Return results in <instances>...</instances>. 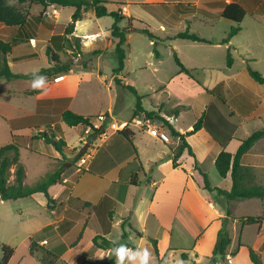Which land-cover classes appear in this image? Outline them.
Listing matches in <instances>:
<instances>
[{"label": "rangeland", "instance_id": "rangeland-1", "mask_svg": "<svg viewBox=\"0 0 264 264\" xmlns=\"http://www.w3.org/2000/svg\"><path fill=\"white\" fill-rule=\"evenodd\" d=\"M10 2L13 5H17L15 0H10ZM107 7L110 11H117L119 8H122V5L121 3L117 4L109 1ZM41 8L42 6L40 5L33 6L32 12L37 13ZM54 9L59 12V16H57L59 22L65 24L71 22L75 12V9L72 7H51L48 9L49 15L46 17L47 21H55ZM133 11L136 12V15L142 14V18L140 17L139 20L150 27V31L155 35V39L152 41L146 34L134 31L129 38V43L124 45L126 52L124 71L120 72L117 76L114 73V70L118 66L115 47L110 46L109 40L112 39L110 29L114 24L112 17L96 18L92 12H89L88 17L80 21L75 33L78 37L85 39L84 36L86 35H95V39L90 44L91 47L83 50L81 56H77L76 51L72 55H67L65 51L57 50L63 62H78L74 66L75 73H69L67 75L69 79L62 83L59 89L66 87L67 91L74 92L75 88L79 87L75 91V94L77 93L76 106L86 108L97 117L100 116L99 114H106L114 108L117 110L114 114L115 119L111 117L103 133L99 135L95 133L93 128H88L89 133L85 139L84 133L86 132V128L70 127L57 118L55 114H53V119L46 117L42 120L44 123L43 132H47L50 135L53 133L62 135L66 140L70 150L67 155L69 159L74 156L77 157L85 145L89 144L92 137L96 135V138L82 157L83 159L89 156V159L81 167L83 168L81 172L85 171L86 174L90 175V172H86L88 170L85 169L88 167V164L93 163V170H96L98 174H101V176L108 180L117 181L115 182L117 184H110L109 186L100 188L102 191H105L95 194L90 201L91 204L95 205L88 204L87 202L79 204L81 193L78 191L75 193V190L70 191L69 189L62 196V199L65 200L68 196L72 195L70 203L68 202L69 200H65L64 206H70L72 213L76 215L75 218H82L83 214L88 217L91 214V219H88V225L79 246L65 255V259L72 262V264H80L82 260L85 261V258H93L95 260H102L103 262L111 260L112 256H107V251L94 246L93 238L97 235L107 238L118 244V246L125 245L132 240L135 242L137 252L128 257L125 256L123 264H140V255H137V253L139 252L142 255L144 248H147L152 253L149 264H180V262L186 264L183 260V255L188 254L179 251H189L193 248V240L188 235L185 233L182 235L174 234L172 244L180 250L167 252L166 248L169 245L167 235L164 231L154 226L152 219L143 220L134 217L128 220V224L123 229L119 223L123 217L128 218L130 216L133 209H130L129 206L135 204L137 197L142 193L140 188L129 186L133 175L132 170H135L134 172H137L139 177L142 178V170L147 167L144 163L145 159L152 156L155 157L156 153L160 150L165 149L170 152L177 143L179 145L181 143L180 139L178 141L177 138H174L171 145H166V143L151 136L146 130L137 128L131 124L129 128L137 135L133 143L123 136V146L112 155L106 152V148L103 149L108 138L125 129L126 127L123 128V125L125 123H132L134 118L137 97L127 88V85H132L137 90L139 96L145 97L143 103H145L146 108L152 109L155 103L163 102L166 112H170L169 114L172 115H174L176 110L181 111L183 109V107H179L180 104H184L180 96L182 94L190 96L192 109L188 113L183 111L184 115L177 123V126L181 129H186L189 125L193 126L202 117L203 104L206 100L210 99L206 94H202V87H223L225 82L228 84V87H235V83L238 82L241 84L240 87L248 88L251 92H256L259 97L264 98V85L256 82L248 72L241 71L245 66L244 62L246 60L244 61L237 53H233L235 64L232 69L225 68L228 65V55H226L223 60L219 61V64H222L221 69L214 72L199 69L193 72L192 75L201 85L189 78L182 80L181 77H176L172 87H177V90H167L166 87L169 82L180 72L175 61V54L182 63L183 61L187 62L189 57H199V61L204 64L207 53L203 50L197 51L195 55L190 53L184 46L191 45V42L176 37L179 32L188 30V23H180L173 28L168 26L169 28L165 32L161 30V23L139 6H135ZM192 23V32H198L200 35L210 34L209 32L213 30L202 19H194ZM226 23L221 22L215 31L222 33L224 28H227L225 27L228 25ZM126 25L127 20L125 19L122 22V26ZM256 25L258 26L254 28V31H251L253 26L255 27ZM137 26L141 25L138 24ZM233 38L242 42H246L249 39L262 44L261 48L258 49L257 43L254 42V52L257 53L259 51L261 55L257 59H252L250 66L253 70L260 72L264 76V17H257L256 15L248 16L245 20L244 32ZM198 47L206 46L198 45ZM214 50L217 51L216 49ZM157 53H159V57ZM47 59L49 60L43 52V56L39 60L15 65L13 68L17 72L38 73L41 69L49 67ZM77 71H81V76ZM116 78L121 80V84L117 83ZM32 84L33 80H18L8 83L0 79V148L17 140L19 136L32 135L39 132L38 129L40 128L33 127L38 119H31L29 116L34 114L35 111L37 114V101L45 99L49 95H47L48 93H44L43 84L36 88H33ZM36 89L41 91L37 94L27 91ZM258 105L259 103L255 102V114L250 120H245L243 128L238 133V138H247L253 132L264 128V103ZM50 121L55 122V130H52L48 126ZM154 123L158 126L167 127L164 122L158 123L154 121ZM194 143L198 147V142L194 141ZM33 147V151L26 148L21 150V162L25 164L28 170L26 179L28 185L35 184L47 173L55 171V168H63L65 166L62 161L57 164L56 157L58 153L52 146L50 151L44 150L43 144L41 146L38 142H35ZM36 151H40V155L33 153ZM136 153L142 158V162L136 160ZM67 162L71 163L69 160ZM78 162L70 168V174H73V176L71 183L68 184L69 188H71L72 182L76 183L79 180V176L76 173ZM201 163L205 170L210 168L211 161L209 159L207 161L206 159H202ZM93 172L95 173L96 180L99 182L101 179L96 176L97 173L95 171ZM84 182L86 181L84 180ZM59 188L61 186L53 188L52 193L56 194ZM46 203L47 200L44 194H37L17 200L0 201V259L3 255L1 245L5 243L15 249L11 264H41L38 255L32 256L30 254V246L27 243L24 244V238L32 231L44 226L45 223L55 221V217L47 209ZM82 230L83 228L78 233H72L68 236L67 242H75L79 234L82 233ZM124 230L128 233L129 241L128 238L125 240L121 239ZM134 231H140L144 235L142 242L133 233ZM43 237L50 238V246H60L62 241H65L51 229L44 230L43 232L40 231L36 236V238ZM152 240H157L160 243L159 255L161 257L159 256V258ZM118 262L119 257L117 255L116 264ZM220 264L228 263L220 260Z\"/></svg>", "mask_w": 264, "mask_h": 264}, {"label": "crops", "instance_id": "crops-1", "mask_svg": "<svg viewBox=\"0 0 264 264\" xmlns=\"http://www.w3.org/2000/svg\"><path fill=\"white\" fill-rule=\"evenodd\" d=\"M109 1L117 4L119 3L125 4L122 5V8H119V10H121V14L125 18L132 17L136 20V22L134 23V29H140L145 26L150 29V27L146 23L139 20L140 17L142 18V14L136 15L135 14L136 12L133 11V8H135V6H139L141 9L148 12L155 19H157L161 23V30L165 32L167 31V28H169L168 26L173 28L177 24L185 22L188 23V30L191 33H196L200 35V33L198 32H192L191 26L193 25L192 21L194 19H202V21L205 24H207L209 27H211L213 30L209 32L210 34H204V35L201 34L200 36L208 40H211L212 43L211 44L200 43V42H193L186 40L188 42H191V45H186V46L183 45V46L186 47V49L190 53H193L195 55V53L200 50H203L207 53L205 57L206 62L204 64H202L199 61L200 60L199 57L197 58L189 57V60L187 62L183 61L184 63L183 65L192 74L194 71L199 69H205L211 72L221 69L222 64L221 63L219 64V61L223 60V58L226 55H228L229 51L232 55V58H233V53H237L239 56H241L244 59V61L246 60V62H244L245 66L242 68L241 71L248 72V67H251L250 61H252V59H257V57L261 55L259 51L255 53L253 49L254 42L257 43L256 46H258L259 47L258 49H260L262 46L260 42L258 43L257 41H252L249 39L246 42H242L239 40H235L233 38L230 40L229 43H224V40L228 37L233 27L240 26L241 32L238 35L242 34L245 30V20L248 16L256 15L257 17H264V0H109ZM232 3H237L241 5L247 12V16L245 17V19L241 24H237L232 20L225 19L220 15L221 10L227 5ZM141 4L158 5L157 7L165 11L166 16L160 19L156 17L154 14H152L150 11H148V9L144 8ZM179 4H192L195 6L202 5L205 7V12L207 14L201 12L192 13V14L182 13L178 11L177 7L175 6ZM23 6H24L23 9L29 11L32 16H38L44 11L42 7L41 10L37 11V13H33L32 12L33 6H38V5H23ZM47 15H49V12H47ZM57 16H59V12L55 15L56 19L54 22L47 21L46 19L45 22H41V24L38 26V31H37L40 36L30 39L31 46L30 48H28V52L30 51L35 52L37 54V57L16 61L14 60L13 54L7 55L8 63L11 67V70L15 74H22V75L36 74V73L17 72L14 71L13 67L15 65H21V64L37 61L43 56V52L47 56L46 51L50 43V40L53 35L57 34L56 29H53L51 25L59 24V23L65 24L59 22ZM87 17L88 14H86V18ZM140 21L143 24L139 23ZM221 22H227L226 24L228 25L225 26L227 28H224L222 33H219L218 31L215 30ZM79 23L80 21L77 23V25ZM138 24L141 26H137ZM77 25H76V30H77ZM258 25H256L255 27L253 26L251 31H254V28H256ZM21 32L22 29L20 27L7 26L3 23H0V40L6 43H11V44L15 43L14 41L18 36H20ZM133 32L134 31L128 34L126 44L129 43V38ZM75 33H74V37H78ZM84 37L85 39L78 37L80 38L82 44L81 52L76 47H74L67 50V55H72L75 50L78 53L77 56H81L83 50L91 47L90 44L93 42V39H95V35L93 34L86 35ZM109 40H110V46L115 47L116 42L113 39H109ZM198 45H204L206 47H198ZM206 48H214L217 51H215L214 49H206ZM47 64L50 67V62L48 59H47ZM72 64H73V69L69 72L70 74H73L76 71L74 70V66H76V64L74 63ZM234 64L235 63L233 61L231 67L227 65L225 68L226 69L229 68L230 70L233 68ZM77 72L81 76V71H77ZM67 75L68 74L62 75L55 79H47L46 83L43 84L44 86L43 91L46 94L48 93L47 95L49 96H47V98L42 100L39 99L37 101V107H36V110L38 108L37 114L35 111L34 114H31L29 116L31 119H38V121L36 120L37 122L33 126L36 128H40L38 129V131H43L44 123L42 120H44V118L51 117L53 119L54 109L56 105L55 106L52 105L51 102H55L58 99L70 100L68 105H66L65 107L63 106L61 107L62 111L65 108L85 117L96 116L95 114L89 112L86 108H79L78 106H76L75 100L77 98L76 95L77 93L75 94V91L78 90L79 87L78 88L76 87L75 88L76 90H74V92L67 91L66 87H62L61 89H59L60 88L59 86H62V83L66 82L69 79ZM176 77H181L182 80L189 78L185 73L180 74L179 72V74H177V76L172 78V80L169 82L168 86L166 87L167 90L169 89L173 91L177 90V87H172V85L175 83ZM18 80H34V79H16L12 81H6V80L5 81L8 83H12ZM240 86L241 84L236 82L235 87H228V84L225 82L223 87H220L223 96L227 100V104L237 114V116L241 118V123L239 127L234 132L232 139L227 145L225 146L220 145L206 129H202L199 132H197L195 135L186 137L187 142L192 147L193 152L196 155V160L199 168L201 169L202 172L208 175L211 185L213 187H218L227 191L231 190L233 186L231 175H228L226 178H222L219 175L215 167L216 159L222 151H227L232 154H235L237 152L241 144V141L246 139V138L237 137L239 131L243 128V124L245 120L248 119L250 120L254 116L255 114L254 111L256 110L254 109L255 102H258L259 105H262L264 103V98L259 97L256 92H251L248 88L240 87ZM202 88H203V90H201L202 94L203 95L206 94L207 96L210 97V99L206 100V102L203 104L204 107V110L202 112L203 115L205 109L214 101L215 98L214 96L208 94L205 91V87ZM215 88L216 87L206 88V89L212 90ZM27 91H29L30 93H33V91H37L35 93L37 94L41 90L36 89L33 91L31 90H27ZM52 93H58V94H52ZM141 97H143L142 106L144 108V111L146 113L148 112L157 113L158 118H156L153 121L158 123L160 122L163 123V121L161 120L162 117L168 120L173 125V127L179 133L182 134H185L193 129V126L191 125H189L186 129H181L177 126V123L183 117L184 112L188 113L192 109V105L190 104V100H191L190 96L186 94L184 95L182 94L180 96V99H182L184 104L179 105V107H183V109L179 111L178 116L169 114L170 112H166L165 110L166 107L163 102L155 103L152 109L148 107L146 108L145 103H143L145 97L144 96ZM116 112L117 110L116 108H114L113 110H109L108 113L112 118L115 119L114 114ZM145 112H143L141 115H146ZM134 116H135V112H134ZM49 123L50 124H48V126L55 129V124H54L55 122L50 121ZM160 127H164L166 130H168V128L165 126H160ZM88 133L89 130L87 129L86 132L84 133V139L88 136L87 135ZM133 133H134V137H133L134 140L137 137V135L134 131ZM60 137L61 135H58L57 139H59ZM122 138L124 137L119 132H117L114 135H111L108 138V140L105 142L103 149L106 148L105 149L106 152L112 155L114 152H116L118 149H120L123 146L124 141ZM174 138L177 137H174L171 134V143L169 145L172 144L173 142L172 139ZM199 138L200 140H198ZM177 139L179 141V138ZM194 141L198 142V147L196 146ZM37 142L40 143L41 146L43 144L44 150L50 151V147L47 148L43 141L39 140ZM178 146L179 143H177V145L174 146V148L171 149L170 152L166 151L165 149L160 150L159 152L156 153L155 157L152 156L151 158L145 159L144 163L147 165V167L142 170V174H143L142 178L139 177L137 172H134L135 170H132L133 175H138V178L134 180L135 184H132V178H131L129 186L132 188L133 187L140 188L142 193L137 197L135 204H131V206H129L130 209H133L131 211L130 216H128V218L123 217L122 220L119 222L121 224L122 229L124 228V226L126 227V225L128 224V220H131L134 217L143 220L152 219L154 222L153 223L154 226L157 229L164 231V233L167 235V239L169 242V245L166 248L167 252L169 251L174 252L180 250L178 247L172 244L173 235L174 234L182 235L183 233H185L191 238V240H193V248H191L189 251H184V250L179 251L188 254L186 260L183 259L186 264H220V261H214V259L212 258L211 250L213 249L214 245L217 242V238L220 230L224 226L223 219L226 218V210L229 208L231 210L232 215L228 220L226 229L228 230L232 241H231V245L228 248L226 258L221 261L226 262L228 264H254L250 257V249H252L259 257L261 264H264V219L260 224H244L242 221V219H246L248 217L264 218V199L248 198V199H240V200H232V201H226L222 198L215 199L212 193L204 190V178L201 172L197 171L194 168V160L192 157L189 156L188 152H184L182 157L179 159L178 163L180 164V166L178 168H174L172 157L176 153ZM211 149H213L214 151L213 150L211 151ZM39 152L40 151H36L33 153L40 155ZM67 155L68 152L66 153L65 157L59 153L57 154L56 157L57 164L60 161H65L64 172L62 174L61 182L55 186H52L49 190L53 199H55L56 201L55 209L50 211L53 217H55V221L45 223L44 226H42L41 228H38L32 231L31 233H29L26 236V238H24L25 241L23 240L25 242L24 244L27 243L30 246L29 239L31 237L37 239L41 246L48 248L49 250L53 251L54 253L60 256L61 259L60 264H72V262H69L68 260L65 259L66 257L65 255L68 252L76 249V247H78L80 242L82 241L83 237L81 240L77 239L75 242H71V243L67 242L66 239L72 233H78V231H80L81 228L83 227H85L83 230L85 231L88 225V219L89 220L91 219L90 218L91 214H89L88 217L85 214H83L82 218H78V219L75 218L76 215L75 213H72L70 206L69 205L64 206L66 201L69 200L68 202L70 203V201L72 200V195L70 197L68 196L65 199L66 201L62 199V196L65 195V193L69 189L70 191L75 190L74 191L75 193L77 191L81 193V201H79L80 202L79 204H81V202H87L88 204H91L90 202L91 198L94 197L95 194L102 191V189L100 188H103L104 186H109L110 184L113 185L117 184L115 183L117 182L116 180H108L103 176H101V174H98L96 170H93L94 165L93 163H91L88 164V167H86L85 169L88 170L86 172H90V175L88 173L87 175L85 171L81 172L82 171L81 169L83 168H79L76 166L77 168L76 173L79 176L78 178L79 180L76 183L72 182V186L71 188H69L68 184L71 183V179L73 176V174H70V168L73 165L71 163H68L67 160L72 162L75 161L76 157L74 156L71 159H69V156ZM202 159H206V161L209 159L211 161L209 169L205 170L202 167L203 166L201 163ZM136 160H140L141 162L143 161L138 153H136ZM242 166L245 168L244 182H243L245 186H249V185L264 186V139L260 140L248 153H246L243 156ZM58 168H55L54 170ZM93 171H95L97 173L96 176H98V178L101 179L99 182L96 180L95 173ZM26 174L28 175L27 167H26ZM27 175H26V179H27ZM26 179H25V184L28 185ZM84 180L86 182H84ZM56 186H61V188H59V191L56 194H53L52 189L56 188ZM93 203H97V202H93ZM91 205H95V204H91ZM46 207H47V203H46ZM50 229L53 230V232L57 233V236H60L62 240L63 239L65 240L62 241V244L60 246L57 245L50 246L51 245V241L49 240L50 238L47 237L36 238V236L40 231L43 232L44 230H50ZM133 233H135L136 237L139 238L140 242L143 241L144 235L140 237L139 236V233H141L140 231H134ZM130 243L132 246L128 248L129 253L127 257L137 252V247L135 242L132 240ZM157 245H158V250L160 252V243L158 242ZM109 255L111 256L110 251H107V256ZM32 256H36V255H32ZM159 256L160 255H158V258ZM229 256L232 257L231 263L228 262ZM11 260L9 264H11ZM96 261H102V260L85 258V261L82 260V262L80 261L79 262L80 264H92V262H96Z\"/></svg>", "mask_w": 264, "mask_h": 264}, {"label": "trees", "instance_id": "trees-1", "mask_svg": "<svg viewBox=\"0 0 264 264\" xmlns=\"http://www.w3.org/2000/svg\"><path fill=\"white\" fill-rule=\"evenodd\" d=\"M17 5H13L10 0H0V23L7 26L20 27L22 32L20 36L16 38L15 43H6L0 40V79L6 81H12L16 79H38L41 75L45 76L47 79H55L59 76L69 74L73 69V64L71 62H63L60 53L57 50L65 51L76 47L81 52V40L78 37H74L76 30V25L79 21L86 18V14L92 12L96 18L102 17H112L114 19V24L110 29L111 37L116 42L115 46V56L118 61V66L114 70L117 76L120 72L124 71L126 52L124 50V45L127 42L128 34L132 31H140L147 36H149L152 41L155 39V35L150 31L148 27H142L140 29H134V23L136 20L132 17L125 18L121 14V10L110 11L107 7L109 0H15ZM23 5H41L44 11L38 16H32L29 11L23 9ZM123 5V4H121ZM144 8L148 9L156 17L162 19L166 16L165 11L157 7L158 5L152 4H141ZM178 11L185 14L192 13H206L205 7L195 6L192 4H179L175 5ZM51 7H72L75 12L72 16L71 22L68 24H53L51 27L56 29L57 34L53 35L50 43L48 45L46 54L49 58L50 67L41 69L36 74L22 75L15 74L8 63L7 55L13 54L14 60H24L29 58L37 57L35 52H28V48L31 46V38L39 37L38 26L41 22H45L46 17H48L47 12ZM184 8V9H183ZM207 14V13H206ZM220 15L228 20H232L237 24H241L245 17L247 16L246 10L237 3H232L224 7ZM127 20V25L122 26L123 20ZM143 24L141 21L139 22ZM35 30V31H34ZM241 32V27H233L224 40V43H229L230 40ZM177 38L189 40L193 42L209 43L212 41L201 37L196 33H191L189 30L179 33ZM75 52V50H74ZM78 54V53H77ZM96 54V53H95ZM159 57V53H157ZM175 61L180 69V74L185 73L189 78L197 82L199 85L201 83L192 75V73L183 65L178 56L175 54ZM233 58L229 51L228 53V66H232ZM248 72L250 76L259 84L264 85V76L248 67ZM118 84H121V80L116 78ZM221 86L215 89H206L205 91L214 96V101L206 108L202 117L193 125V129L185 134L179 133L173 125L166 119L161 117V120L167 125L168 130L174 136L180 139L181 143L177 152L172 157L174 168H178L180 164L179 159L182 157L184 152H188L189 156L194 160V168L200 171L204 178V190L212 193L215 199L222 198L226 201L248 199V198H261L264 199V186L260 185H249L245 186L244 182V167L242 166V158L248 153L260 140L264 139V128L253 132L248 138L241 141V144L235 154L227 151H222L215 162L216 170L222 178H226L231 175L233 186L231 190H223L218 187H213L206 173L202 172L199 168L196 160V155L193 152L192 147L187 142L186 137L195 135L202 129H206L214 139L222 146L227 145L234 132L237 130L241 123V118L230 108L227 104V100L221 92ZM127 88L137 97V105L135 109V117L141 115L144 111L142 106L143 97L139 96L137 90L132 85H127ZM37 91H33L35 94ZM69 99H58L55 102H51L52 105H56L54 109V114L57 118L61 119L63 123L70 127H82L86 130L91 127L94 129L96 134H101L104 132L107 122L110 121L111 116L106 113L107 121L97 129L94 127V121L97 116L85 117L79 115L69 109L62 111L61 107H65L69 103ZM50 103V102H49ZM41 105V103H40ZM146 113V112H145ZM179 111H175L174 115L178 116ZM147 117L158 118L157 113L148 112ZM56 127V126H55ZM52 130H55L52 128ZM128 141L133 143L134 133L129 128L126 127L119 131ZM58 134L50 135L47 132L39 131L32 135L19 136L17 140L12 143L2 146L0 148V201H10L22 199L36 194H44L47 200V208L49 211L55 209L56 201L50 194V188L59 184L62 180V174L64 172V167L59 168L55 171L47 173L41 180L33 185L25 184L26 179V167L21 162V150L26 148L33 151V145L35 142L41 140L44 142L47 148L51 146L59 154L66 156L69 152V147L62 137L57 139ZM86 152L81 153L72 161L71 164H76L77 161L82 159ZM65 163V161H62ZM14 170V171H12ZM138 175L132 176V184H135V179ZM231 210L228 208L226 210V218L223 219V228L220 230L217 238V242L211 250V256L214 261L224 260L227 256L228 248L231 245V237L226 229L229 218L231 217ZM264 218L263 217H248L242 219L244 224H260ZM125 227V226H124ZM85 227H83L84 230ZM79 234L78 240L83 237V231ZM142 237V234L139 233ZM129 238L128 233L124 230L121 236L122 240ZM156 253L159 255L158 241L152 240ZM30 243V253L31 255H39L42 264H60V256L49 250L48 248L41 246L37 239L31 237L29 239ZM93 244L99 249L105 251H110L112 256L109 262L96 261L92 264H116L117 254L112 251V249L118 247V244L108 240L107 238L97 235L93 238ZM127 248H130L131 243L125 244ZM2 258L0 259V264H9L12 259L15 249L7 244L1 245ZM184 260H186L187 255H183ZM250 257L254 264H261L257 254L250 249Z\"/></svg>", "mask_w": 264, "mask_h": 264}, {"label": "built area", "instance_id": "built-area-1", "mask_svg": "<svg viewBox=\"0 0 264 264\" xmlns=\"http://www.w3.org/2000/svg\"><path fill=\"white\" fill-rule=\"evenodd\" d=\"M58 11L56 9L53 10V14L56 15ZM107 121L106 114L100 115L97 117L94 121V127L99 129L105 122ZM134 125L137 128L146 130L151 136L159 139L163 143L170 144L171 143V134L168 130H166L164 127H160L156 125L152 118L147 117L146 115H139L135 118H133L132 123H125L123 125V128L129 127L130 125ZM91 129V127H90ZM89 159V156L86 158L80 159L78 162V167H83L87 160ZM229 263L232 262V257H228Z\"/></svg>", "mask_w": 264, "mask_h": 264}, {"label": "clouds", "instance_id": "clouds-1", "mask_svg": "<svg viewBox=\"0 0 264 264\" xmlns=\"http://www.w3.org/2000/svg\"><path fill=\"white\" fill-rule=\"evenodd\" d=\"M47 81V78L43 75H41L38 79L33 80V88L38 87L39 85L45 84ZM114 253H116L119 257L118 264H123L124 257L128 255L129 249L126 245H120L114 249H112ZM137 255H140V264H149V261L152 257V253L147 249L144 248L142 250V255L138 252ZM180 264H183V262H180Z\"/></svg>", "mask_w": 264, "mask_h": 264}, {"label": "water", "instance_id": "water-1", "mask_svg": "<svg viewBox=\"0 0 264 264\" xmlns=\"http://www.w3.org/2000/svg\"><path fill=\"white\" fill-rule=\"evenodd\" d=\"M77 63H78L77 61L74 62V64H77ZM95 138H96V135H94V136L92 137V139L90 140V143H89V144H86V145H85V147L81 150V153H84V152L87 150V148L90 147L92 141H93Z\"/></svg>", "mask_w": 264, "mask_h": 264}]
</instances>
